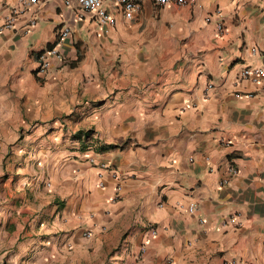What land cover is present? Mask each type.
<instances>
[{
  "label": "crops",
  "instance_id": "1",
  "mask_svg": "<svg viewBox=\"0 0 264 264\" xmlns=\"http://www.w3.org/2000/svg\"><path fill=\"white\" fill-rule=\"evenodd\" d=\"M19 4L0 0V264H264V77L240 78L264 68V0H144L106 30ZM48 45L64 61L40 76Z\"/></svg>",
  "mask_w": 264,
  "mask_h": 264
},
{
  "label": "built area",
  "instance_id": "2",
  "mask_svg": "<svg viewBox=\"0 0 264 264\" xmlns=\"http://www.w3.org/2000/svg\"><path fill=\"white\" fill-rule=\"evenodd\" d=\"M66 7L75 8L77 13V18L81 20L84 15H88L97 26L102 29H108L114 27L116 20L112 15L114 12H118L122 17L131 21L134 20L139 14L144 0H61ZM154 6L161 7L165 5H174L176 7L187 8L195 3L196 0H149ZM40 0H20V4L17 9L14 11L15 15H20L24 13H30L31 17L28 20L27 24L29 26H34L36 24V19L34 17V10L39 5ZM15 18L11 17L0 26V32L3 28H10L14 25ZM206 23H214L215 29L218 33H225L226 29L224 27L223 14L220 9H215L211 14L206 16ZM104 30V31H105ZM60 40H64L70 35V29L64 27L60 29L58 33ZM55 58L57 61H64L62 55L56 50L52 49L46 51L38 56V68L37 73L40 76L46 75L50 67L49 59ZM264 77V68L257 67H245L241 73L240 78L246 81H249L252 84L260 83L261 79ZM212 85L208 84L207 90L212 89ZM240 97V96H239ZM93 163V160H90ZM105 170V173L109 175L112 179H118V174L114 170L108 167L102 166ZM238 170L235 166L229 165L226 169V178L221 179L220 185H226L229 182V178L237 176ZM101 176V175H100ZM99 186H103L100 182ZM120 189V185H117V190ZM187 213L190 215H196V212L199 210V207L196 203L189 204L186 209ZM199 223L203 224V221L199 219ZM237 227L240 226L237 216H230L221 222V227ZM150 235L155 237L157 235V229L153 225L148 226ZM90 235L87 234L86 237ZM145 248L142 247L141 252L143 253Z\"/></svg>",
  "mask_w": 264,
  "mask_h": 264
},
{
  "label": "rangeland",
  "instance_id": "3",
  "mask_svg": "<svg viewBox=\"0 0 264 264\" xmlns=\"http://www.w3.org/2000/svg\"><path fill=\"white\" fill-rule=\"evenodd\" d=\"M211 4H204V5H202V11H205L206 10V7L208 8V7H212V6H210ZM220 6H221V4H219ZM116 55H121L122 53L121 52H119V51H116L115 50V52H114ZM1 179V178H0Z\"/></svg>",
  "mask_w": 264,
  "mask_h": 264
},
{
  "label": "trees",
  "instance_id": "4",
  "mask_svg": "<svg viewBox=\"0 0 264 264\" xmlns=\"http://www.w3.org/2000/svg\"><path fill=\"white\" fill-rule=\"evenodd\" d=\"M53 49V46H51V45H48L47 46V51H50V50H52ZM111 148V147H110Z\"/></svg>",
  "mask_w": 264,
  "mask_h": 264
}]
</instances>
